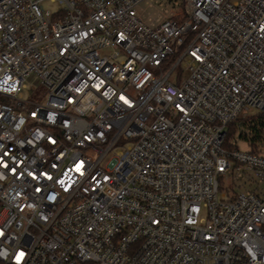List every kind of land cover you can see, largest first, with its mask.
<instances>
[{
    "label": "built area",
    "instance_id": "obj_1",
    "mask_svg": "<svg viewBox=\"0 0 264 264\" xmlns=\"http://www.w3.org/2000/svg\"><path fill=\"white\" fill-rule=\"evenodd\" d=\"M143 1L0 0V264H264V0Z\"/></svg>",
    "mask_w": 264,
    "mask_h": 264
},
{
    "label": "rangeland",
    "instance_id": "obj_2",
    "mask_svg": "<svg viewBox=\"0 0 264 264\" xmlns=\"http://www.w3.org/2000/svg\"><path fill=\"white\" fill-rule=\"evenodd\" d=\"M184 0H144L139 6V13L143 16V18L150 24L155 25L166 17L172 16L183 6ZM47 8L55 11L58 9V4L47 2L45 4ZM113 50L105 49L103 50L104 54H110ZM188 58H186L178 68L174 72L176 75H187L188 74ZM36 77L33 75L30 78V82L34 85V93L32 95H28V97L35 101H43L45 99L44 92L45 89L42 85L36 82ZM233 143H236L241 150L247 149V143L241 139L237 134L232 138ZM228 184L226 183L225 186Z\"/></svg>",
    "mask_w": 264,
    "mask_h": 264
},
{
    "label": "trees",
    "instance_id": "obj_3",
    "mask_svg": "<svg viewBox=\"0 0 264 264\" xmlns=\"http://www.w3.org/2000/svg\"><path fill=\"white\" fill-rule=\"evenodd\" d=\"M240 123L244 127V129H248L252 133V141L259 140V119L254 120L253 118H241ZM262 126H264V123H260ZM238 127L236 124H233L230 127V132H229V138L237 131ZM243 135V133L241 134Z\"/></svg>",
    "mask_w": 264,
    "mask_h": 264
},
{
    "label": "snow or ice",
    "instance_id": "obj_4",
    "mask_svg": "<svg viewBox=\"0 0 264 264\" xmlns=\"http://www.w3.org/2000/svg\"><path fill=\"white\" fill-rule=\"evenodd\" d=\"M78 170H79V169H78ZM23 255H24L23 252H21V253L19 254L20 257H23ZM18 258H19V257H18Z\"/></svg>",
    "mask_w": 264,
    "mask_h": 264
}]
</instances>
